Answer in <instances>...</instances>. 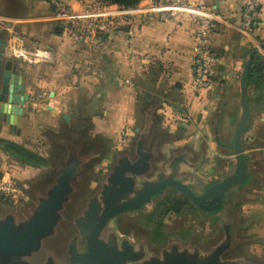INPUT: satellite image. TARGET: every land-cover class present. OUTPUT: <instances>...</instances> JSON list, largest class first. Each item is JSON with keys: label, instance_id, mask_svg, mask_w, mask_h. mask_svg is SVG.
<instances>
[{"label": "crops", "instance_id": "crops-1", "mask_svg": "<svg viewBox=\"0 0 264 264\" xmlns=\"http://www.w3.org/2000/svg\"><path fill=\"white\" fill-rule=\"evenodd\" d=\"M65 2L78 14H83L86 5L90 6L88 10L91 13L104 12V4L100 0ZM149 2L145 0L138 6ZM188 2L202 5L216 15L210 45L218 55L219 74L217 86L210 91L196 92L192 87L195 35L199 26L190 14L162 19L142 14L137 6L125 9L126 20L119 21L114 33L84 39L71 37L53 20L50 3L23 0L22 4L29 11L10 18L14 28L8 30L7 35L10 37L16 33L31 46L53 51L56 58L32 65L10 58L6 48L5 58L17 63V72L23 78L29 100L22 107L23 114L19 116L16 128L0 122V139L48 153L49 137L57 139V136H63L64 130L84 129L85 123H89L87 127L90 126L95 135L110 143L113 153L120 154L133 148L138 137L137 129H144L147 112L153 109L152 131L158 112L163 114V123L171 129V134L175 129L183 133L176 139L158 140L160 149L171 148L172 143L189 146L192 142L194 148H202L203 141L212 130L214 140L206 142L207 145L213 148L215 143L218 148L229 149L226 146L232 140L224 139L223 122L229 114L235 117L236 122L242 71L250 51L264 42V0H258L259 16L250 29L242 27V0ZM57 26L62 27L61 33H56ZM259 53L264 56V50ZM247 92L252 121L256 118L260 128L264 127V107L253 113L252 105V101L264 93V86L247 89ZM146 93L152 95L150 100L144 98ZM225 101L226 113L218 131L219 144L215 138L214 120ZM65 116L70 120L66 121ZM260 128L256 131L261 132V136L255 137L254 142L251 140L253 137H248L253 144L246 141V154L251 150H264V131ZM251 131L250 128L246 134ZM259 140L263 146L255 148ZM152 141L154 143L155 139ZM248 144L253 148L248 149ZM191 156L184 157L185 165L190 166L188 158ZM28 170L19 172L20 176H26ZM182 173L187 180L197 176L191 166L182 169Z\"/></svg>", "mask_w": 264, "mask_h": 264}, {"label": "rangeland", "instance_id": "rangeland-1", "mask_svg": "<svg viewBox=\"0 0 264 264\" xmlns=\"http://www.w3.org/2000/svg\"><path fill=\"white\" fill-rule=\"evenodd\" d=\"M22 2L23 0H0V29H7L6 23L13 24L10 18L28 13L29 8ZM8 30L11 29H7V32ZM7 32L4 36L6 40L9 39ZM252 105L254 107L253 113L260 112L261 107H264V93H261L255 101H252ZM218 111L219 109L217 114ZM162 117L163 114L156 113L154 130L146 143L148 151L152 149L153 139L157 138L160 142L183 136L179 129H175L174 134H171V129L166 127ZM234 122L235 117L230 114L223 122L224 139L229 142L232 140L234 133ZM84 127V129H80L81 131L76 129L86 143L82 154L95 151L96 156L85 164L81 179L74 184L75 191L71 196L72 202L64 211L63 220L56 226L55 235L47 239L44 245L46 254L62 263L64 262V264H68V244L78 234L75 220L83 216L90 199L100 195L102 185L116 163L117 153H113L111 144L103 140L102 137L95 135L86 123ZM257 128H260V123H257L255 118L252 121V131L250 134H246L247 143L251 140L254 142L255 137L261 136V132L256 131ZM260 129H262V132L264 131V127ZM73 131L72 129L63 131L62 135L66 138V141L70 139L69 136H72ZM248 137L253 138L249 140ZM213 140L214 133L212 130L207 139L205 138L203 141L202 148H194L192 146L194 142L189 146H187L188 144L186 146H175V143H172L171 148H158L160 154L153 160L154 170L149 177L154 178L157 171L169 173L165 166L173 159V155L184 156L186 153H194L195 156L189 155L191 158L188 159H190V166L197 176L185 180L184 183L193 187L196 194H202L209 185H214L225 176L232 174L236 165V157L231 149L218 148L215 143L213 148L207 145L206 142L210 143ZM60 142L59 139L54 138L53 140V137H49L48 153L44 152L43 149L27 148L44 159L47 158L48 164L36 166L21 163L17 158L5 152L0 143V179L8 174L22 187L26 186V189H24L25 198L17 202L6 200L0 194L1 218L4 219L10 215L16 220L22 221L27 220L32 215L39 204L40 195L44 196L45 188L57 176L55 174L57 164L63 163L66 149ZM58 144L60 146H57ZM252 144H248L247 148H253ZM127 152L135 158L133 148ZM247 153L250 157L253 155L254 158L248 164L252 182L242 191H239V186L227 192L221 208L211 212H215V216L222 221L220 225L215 223L213 217L209 216L211 213H204L185 195L174 189H168L162 198L153 200L152 205L145 210L138 211L131 216L121 214L112 218L108 222L105 233H108V236L127 238L137 250L144 248L146 259L157 255L162 256L163 251L172 249L179 252H197L199 255L204 256L225 242L224 227L230 225V213L234 212L235 205L239 201L240 206L237 207L236 213H234L236 220L234 227L239 228L232 235L231 247L223 255V259L236 262V264H264V150H251ZM190 166L182 165V169H189ZM23 170L25 172L28 170L29 173L26 176H20L19 172L23 173ZM234 194H236L235 198L233 197ZM239 195L240 200L237 198ZM234 218L232 217V221ZM81 241L79 239V246L83 245ZM46 254L45 252L42 253L39 262L45 261ZM27 258L25 257V259Z\"/></svg>", "mask_w": 264, "mask_h": 264}, {"label": "water", "instance_id": "water-1", "mask_svg": "<svg viewBox=\"0 0 264 264\" xmlns=\"http://www.w3.org/2000/svg\"><path fill=\"white\" fill-rule=\"evenodd\" d=\"M6 27L12 29L14 25L6 23ZM7 29H0V71L4 69L3 76L0 72V122L16 128L29 95L25 93L23 78L17 73L16 64L5 59L7 40L4 36ZM55 31L61 33L62 27L57 26ZM263 50L264 42L250 51L239 81L240 108L232 143L226 146L236 157L234 172L198 195L192 187L184 183L187 179L183 177L182 165L186 164L184 157L191 155L186 153L184 156L173 155V159L165 166L169 173L157 171L155 177L150 178L149 175L154 170L153 160L160 154L157 138L152 149H146L152 132V109L147 112L149 114L146 113L144 129H137L138 137L133 146L135 158L128 152L116 155V163L106 177L100 195L91 198L83 216L75 220L78 234L68 244V264H236L223 259V255L231 247L230 225L224 227L225 242L204 256L197 252H179L172 249L163 251L162 256L146 259L144 248L137 250L127 238L108 236L105 232L112 218L121 214L131 216L145 210L152 205L153 200L162 198L168 189L186 195L197 208L209 214L221 208L227 192L248 179L249 163L246 160V148L243 147L244 135L252 124L247 81L254 57ZM144 98L150 100L152 95L146 93ZM226 102L214 120L215 138L219 144L218 131L226 113ZM64 119L69 121L70 117L65 116ZM79 131L74 130L67 141L60 140L66 149L63 163L57 164V176L45 188L44 196L40 195L39 204L32 215L22 221L10 215L4 219L0 217V264H64L46 254L44 245L47 239L55 235L56 226L63 220V213L72 202L74 184L81 179L85 164L96 156L95 151L82 154L85 140ZM79 239L82 240L81 246ZM44 252L46 259L39 262Z\"/></svg>", "mask_w": 264, "mask_h": 264}, {"label": "built area", "instance_id": "built-area-1", "mask_svg": "<svg viewBox=\"0 0 264 264\" xmlns=\"http://www.w3.org/2000/svg\"><path fill=\"white\" fill-rule=\"evenodd\" d=\"M53 7V20L73 38H88L97 35H110L117 31L120 20H126L125 9L104 4V12L91 13L86 5L83 14H78L65 0H50ZM144 15H156L162 19L177 18L190 14L198 23L195 35L196 47L193 63L194 79L192 87L196 92L210 91L217 86L219 60L216 51L210 45V36L216 27V15L202 5L188 0H150L137 9ZM241 23L244 29H250L259 16L258 0H242ZM9 57L29 64L55 60L53 51L39 46H31L23 37L13 33L7 40ZM25 186H21L8 174L0 179V194L9 201L17 202L24 197Z\"/></svg>", "mask_w": 264, "mask_h": 264}, {"label": "trees", "instance_id": "trees-1", "mask_svg": "<svg viewBox=\"0 0 264 264\" xmlns=\"http://www.w3.org/2000/svg\"><path fill=\"white\" fill-rule=\"evenodd\" d=\"M44 1L50 3V0H44ZM143 1L145 0H100V2L104 4L118 6L124 9L135 8ZM262 86H264V56L261 53H257L256 56L254 57L252 67H251V70L248 76L247 89L254 90ZM248 100L250 101L249 97H248ZM85 120L87 119H84L83 121ZM86 125H89V124L86 123ZM57 139L63 140L66 138L64 136H57ZM246 141L247 139L243 141V147L246 146L245 145ZM0 143L3 146L5 152L14 156L15 158H17V160H19L23 164H27L28 166L48 164V161L44 159L43 157H41L39 154L27 149L26 147L20 144H17L13 141L5 140V139H2ZM262 146L263 144L261 143V140H259V143L256 144L255 148H261ZM246 160L248 163L249 161H251V157H249L248 154H246ZM251 182L252 180L249 174L248 179L242 185H240L239 191H242ZM235 196L236 194L233 195L234 198ZM237 198H239L238 200H240V195L237 196ZM239 206H240V202L238 201V203L235 205V210H237V207ZM234 212L236 213V211ZM215 215H216L215 212L211 213V215L209 214V216L215 218L216 220H220ZM231 232H232L231 235H233L234 230L231 229Z\"/></svg>", "mask_w": 264, "mask_h": 264}, {"label": "flooded vegetation", "instance_id": "flooded-vegetation-1", "mask_svg": "<svg viewBox=\"0 0 264 264\" xmlns=\"http://www.w3.org/2000/svg\"><path fill=\"white\" fill-rule=\"evenodd\" d=\"M5 59H6V58H5ZM9 60L13 61V59H9ZM13 63H15V62L13 61ZM15 64H16V66H18L17 63H15ZM0 72H1V75L3 76L4 69H2ZM17 73H18V72H17ZM2 76H1V77H2ZM1 80H2V79H1ZM0 87H1V85H0ZM0 90H1V88H0ZM2 124H5V123H2ZM251 160H252V159H251ZM253 160H254V158H253ZM250 176H251V174H250ZM210 186H212V184L209 185L207 188H209ZM207 188H206V189H207ZM25 189H26V186H25ZM206 189H205V190H206ZM193 190H194V189H193ZM205 190H204V192H205ZM194 191H195V190H194ZM204 192H203V193H204ZM203 193H202V194H203ZM183 195H184V194H183ZM199 195H200V194H199ZM185 196H186V195H185ZM186 197H187V196H186ZM187 198H188V197H187ZM234 211H235V210H234ZM234 213H235V212H231V213H230V217H229V218H230V222H229V224H230V228L234 230L233 235L235 234L237 228H239V227H237V226H235L236 228L234 227V225H235V223H236V222H235L236 220H235V218H234V216H235ZM232 217L234 218L233 221H232ZM213 220L215 221V223H218V224H220V223L222 222L221 220H216L215 218H214ZM231 233H232V232H231Z\"/></svg>", "mask_w": 264, "mask_h": 264}]
</instances>
